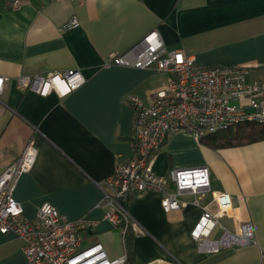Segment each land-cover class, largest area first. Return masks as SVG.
<instances>
[{"label": "crops", "instance_id": "crops-1", "mask_svg": "<svg viewBox=\"0 0 264 264\" xmlns=\"http://www.w3.org/2000/svg\"><path fill=\"white\" fill-rule=\"evenodd\" d=\"M75 18L78 25L64 28ZM156 31L168 51H183L209 67L243 66L264 74V0H21L17 10L0 0V173L33 141L37 157L19 176L12 192L28 218L49 203L68 221L84 217L98 223V184L115 165L133 156L130 96L145 105L167 83L152 69L103 66ZM79 71L84 83L65 97L40 96L18 88L20 75ZM206 166L212 193L226 194L227 214L219 224L235 232L252 226L255 243L217 254L198 250L190 232L203 208L215 210L211 194L199 206L165 212L162 193L134 195L128 214L143 230L133 235L131 264H264V140L226 148L200 143L190 133L167 136L153 155L159 177L173 169ZM221 233L216 228L213 237ZM110 258L123 253L121 233L85 234ZM0 264H27L22 242L0 233Z\"/></svg>", "mask_w": 264, "mask_h": 264}, {"label": "built area", "instance_id": "built-area-1", "mask_svg": "<svg viewBox=\"0 0 264 264\" xmlns=\"http://www.w3.org/2000/svg\"><path fill=\"white\" fill-rule=\"evenodd\" d=\"M5 4L17 10L21 0H5ZM77 25L73 18L63 27ZM103 66L152 69L168 76L152 104H143L137 96L128 98L133 113V156L115 165L112 174L98 184L102 193L99 205L107 208L102 220L120 231L123 253L110 258L99 242L84 244L85 234L97 223L84 217L68 221L49 203L41 204L33 218L25 216L12 192L19 176L28 173L35 163L37 149L33 141L0 173V233H12L21 240L27 264H131L126 234H142L143 230L130 218L127 205L134 195L152 191L162 193L161 207L165 212L179 210L187 204L181 199L185 195L191 197L189 204L199 206L211 194L215 210L204 207L190 232L201 253L217 254L254 244L250 223H240L235 232L219 224L230 208V200L226 194L211 192L206 166L173 169L164 178L154 173L152 158L171 133L187 132L200 141L242 123L264 124V74L257 75L243 66L198 64L183 51H168L156 31L126 51L110 54ZM3 80L0 77V92ZM16 83L21 90L40 96L54 92L62 98L82 85L84 79L79 71H67L46 76L20 75ZM216 228L221 233L214 238Z\"/></svg>", "mask_w": 264, "mask_h": 264}, {"label": "trees", "instance_id": "trees-1", "mask_svg": "<svg viewBox=\"0 0 264 264\" xmlns=\"http://www.w3.org/2000/svg\"><path fill=\"white\" fill-rule=\"evenodd\" d=\"M264 140V124L242 123L234 128L207 135L200 139V143L212 148H226L249 144ZM133 234H126V245L128 251L131 249Z\"/></svg>", "mask_w": 264, "mask_h": 264}, {"label": "water", "instance_id": "water-1", "mask_svg": "<svg viewBox=\"0 0 264 264\" xmlns=\"http://www.w3.org/2000/svg\"><path fill=\"white\" fill-rule=\"evenodd\" d=\"M113 230H115L113 225H111L107 220H101L88 231V234L100 235Z\"/></svg>", "mask_w": 264, "mask_h": 264}]
</instances>
